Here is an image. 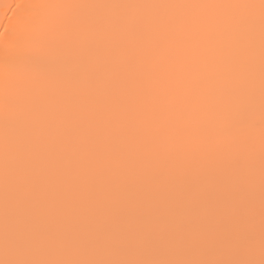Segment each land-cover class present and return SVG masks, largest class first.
Returning a JSON list of instances; mask_svg holds the SVG:
<instances>
[{
  "label": "bare ground",
  "instance_id": "6f19581e",
  "mask_svg": "<svg viewBox=\"0 0 264 264\" xmlns=\"http://www.w3.org/2000/svg\"><path fill=\"white\" fill-rule=\"evenodd\" d=\"M259 5L0 0V261L258 260Z\"/></svg>",
  "mask_w": 264,
  "mask_h": 264
},
{
  "label": "snow or ice",
  "instance_id": "6c2138e0",
  "mask_svg": "<svg viewBox=\"0 0 264 264\" xmlns=\"http://www.w3.org/2000/svg\"><path fill=\"white\" fill-rule=\"evenodd\" d=\"M34 7V6H28ZM261 23L264 28V0H260ZM0 264H264V234L260 246V258L207 259V260H32L5 259Z\"/></svg>",
  "mask_w": 264,
  "mask_h": 264
}]
</instances>
